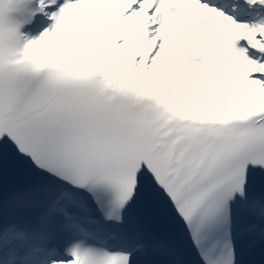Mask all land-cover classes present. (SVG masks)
Returning a JSON list of instances; mask_svg holds the SVG:
<instances>
[{
    "label": "snow or ice",
    "instance_id": "snow-or-ice-1",
    "mask_svg": "<svg viewBox=\"0 0 264 264\" xmlns=\"http://www.w3.org/2000/svg\"><path fill=\"white\" fill-rule=\"evenodd\" d=\"M0 264H264V0H0Z\"/></svg>",
    "mask_w": 264,
    "mask_h": 264
}]
</instances>
